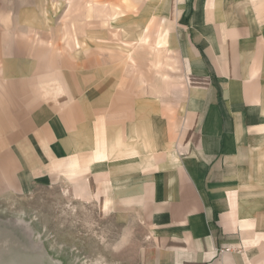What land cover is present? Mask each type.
<instances>
[{
    "label": "crops",
    "instance_id": "crops-1",
    "mask_svg": "<svg viewBox=\"0 0 264 264\" xmlns=\"http://www.w3.org/2000/svg\"><path fill=\"white\" fill-rule=\"evenodd\" d=\"M162 1L181 27L188 106L119 107L14 59L0 66V191L60 180L102 212L137 214L139 264H264V183L247 177V138L264 128V0Z\"/></svg>",
    "mask_w": 264,
    "mask_h": 264
},
{
    "label": "rangeland",
    "instance_id": "rangeland-1",
    "mask_svg": "<svg viewBox=\"0 0 264 264\" xmlns=\"http://www.w3.org/2000/svg\"><path fill=\"white\" fill-rule=\"evenodd\" d=\"M163 8L162 0H0V66L15 59L35 76L68 77L71 90L118 98L119 107L130 100L181 113L189 98L181 27ZM254 90L264 96V81ZM258 132L247 138L253 151L258 144L247 177L264 183ZM148 236L137 214L102 212L60 180L0 191V264H139Z\"/></svg>",
    "mask_w": 264,
    "mask_h": 264
},
{
    "label": "built area",
    "instance_id": "built-area-1",
    "mask_svg": "<svg viewBox=\"0 0 264 264\" xmlns=\"http://www.w3.org/2000/svg\"><path fill=\"white\" fill-rule=\"evenodd\" d=\"M221 252H223V250H220Z\"/></svg>",
    "mask_w": 264,
    "mask_h": 264
}]
</instances>
